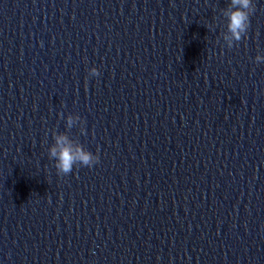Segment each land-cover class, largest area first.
<instances>
[{
  "label": "clouds",
  "instance_id": "1",
  "mask_svg": "<svg viewBox=\"0 0 264 264\" xmlns=\"http://www.w3.org/2000/svg\"><path fill=\"white\" fill-rule=\"evenodd\" d=\"M256 10L253 0H229L225 8L221 10L222 16L226 19V30L220 33L225 46L232 49L242 39L247 37L251 24V16ZM209 31L214 30L212 25L207 26ZM256 64L264 63V55L257 54L254 58ZM89 77H98L99 70L96 67L89 69ZM80 125V133L86 135L84 121L79 115L69 114L66 117V129ZM53 143L48 149L50 159L55 160V168L58 176H67L72 173L74 166L92 168L99 163V155L91 151L76 140L70 138L67 132H52ZM50 202V201H49Z\"/></svg>",
  "mask_w": 264,
  "mask_h": 264
}]
</instances>
